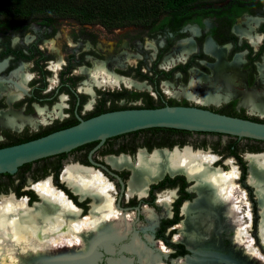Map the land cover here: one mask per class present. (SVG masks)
Here are the masks:
<instances>
[{"label": "flooded vegetation", "instance_id": "1", "mask_svg": "<svg viewBox=\"0 0 264 264\" xmlns=\"http://www.w3.org/2000/svg\"><path fill=\"white\" fill-rule=\"evenodd\" d=\"M64 20L74 19H36L22 22L17 31H0V80L4 81L2 84L6 87L0 88V114L20 113L23 117H37L40 121L37 128H0V147L25 143L46 132L59 131L65 124L79 122L80 118L87 120L124 109L196 106L231 117L264 122V118L251 115L241 106V95L232 96L227 101L222 100L220 105L204 106L183 93L185 90L196 92L190 89L196 76L204 77L206 83L217 82V78H227L236 91L257 90L264 93V0H210L194 7L191 15H161L158 18L143 19L146 21L144 23L113 29H107L100 23L83 24L74 20L83 28L78 34L62 38L60 33L63 28L59 23ZM89 26H100L108 33H122L120 41L126 44L117 42L116 52L104 58L99 36L86 30ZM59 34L63 41L59 40ZM186 42L190 44L191 51L181 57L176 48ZM95 62L107 63L108 69L114 74L143 87H135L134 90L125 85L122 89L96 88L94 98L80 92L81 85L87 78L80 70L93 68ZM111 63L113 67H110ZM19 75L29 77L28 90L21 100L10 101L7 92L18 84ZM92 100L93 106L88 110L87 105ZM59 105L63 107L58 115L54 109ZM38 107L47 111L41 118L37 112ZM43 119H46V124ZM150 130L108 139L96 151L99 142L82 146L83 148L64 157H52L59 161L42 167L49 166L48 174L41 175L37 182L27 183L29 188L24 190L23 195L15 193V197L13 194L10 196L15 200L25 197L27 205L32 206L37 202L36 199L41 200L37 192L33 191L34 184L50 179L51 184L81 211L80 216L86 218L91 211L92 199L81 198L73 192L63 181V174L66 166L74 163L98 170L113 186L106 194L114 196L117 210L124 215H132L134 222L130 236L135 233L143 238L151 236L154 243L162 245L169 252L164 256L163 262L173 264L179 259L193 256L187 244L176 242L175 237L180 234L179 225L186 220V206L198 198V193L193 190L196 183L183 174H167L159 182L149 186L146 196H129L132 172L114 169L107 159L125 156L135 164L140 151L151 156L155 151L173 152L176 149L184 151L190 148L193 152L213 154L217 158L212 164L213 169L226 173L236 168V182L246 193L250 203V207H243L244 210H250L252 216L249 220L244 214L246 222L251 223L250 239L255 246L262 247L260 199L255 187L249 183L251 169L247 156L264 153V148L257 145L264 142L226 136L234 140L223 144L221 138L225 135L221 134ZM211 135L218 137L219 144L208 146L207 140ZM243 141L246 144H242ZM78 153L80 157L75 155ZM71 154L74 155L73 160L64 163ZM58 166L60 167L55 170ZM25 183L26 181L21 185L20 182V185ZM171 191H174V199H171L167 207L161 205L160 196ZM145 208L152 209L157 215L158 224L154 228L143 213ZM142 220L148 225H141ZM152 247L157 249V246ZM107 259L105 255L101 263L108 264ZM216 262L217 260L214 261L215 264Z\"/></svg>", "mask_w": 264, "mask_h": 264}, {"label": "bare ground", "instance_id": "2", "mask_svg": "<svg viewBox=\"0 0 264 264\" xmlns=\"http://www.w3.org/2000/svg\"><path fill=\"white\" fill-rule=\"evenodd\" d=\"M176 50L184 57L191 47L186 42ZM80 73L87 77L80 92L92 98L96 88L122 89L125 85L134 90L143 87L117 76L108 69L107 63L95 62L93 68H82ZM203 78L196 76L190 85L196 92L185 90L184 95L204 106L220 105L222 100L241 95V106L251 115L264 118L263 92L236 91L227 78L208 83ZM18 80L12 90L6 91L10 101L21 100L28 90L29 77L19 75ZM3 82L0 80V88L5 89ZM93 100L87 105L88 110L92 108ZM62 107L59 105L54 111L59 115ZM37 112L41 118L47 111L38 107ZM36 118L14 112L1 113L0 128H37L40 121ZM137 156L135 164L125 156L107 159L114 169L132 172L129 196H146L149 186L167 174H183L196 183L193 190L198 193V198L186 206V220L179 225L180 234L175 237V241L186 243L194 256L191 260L179 259L173 264L204 263L218 255L230 256L233 264H264V254L250 239L251 223L246 222L244 214L249 220L252 216L250 210L243 208L250 207V203L236 182V168L226 173L213 169L212 164L217 160L213 154L193 152L190 148L155 151L151 156L140 151ZM247 159L251 169L249 183L255 187L260 199V236L264 247V153L249 154ZM105 177L98 170L75 163L65 168L63 181L69 188L81 198L92 199L91 211L86 218L80 216L81 211L51 184L50 179L34 184L33 189L41 200L32 206L27 205L25 197L15 200L13 196H0V264H100L105 255L108 264H163L161 261L168 250L159 246V251H155L152 246L156 243L151 236L141 238L138 233L130 236L134 222L132 215H124L114 206V196L106 194L113 186ZM173 192L161 195L160 204L167 207L174 199ZM143 213L154 228L158 224L157 215L150 208H145Z\"/></svg>", "mask_w": 264, "mask_h": 264}, {"label": "water", "instance_id": "3", "mask_svg": "<svg viewBox=\"0 0 264 264\" xmlns=\"http://www.w3.org/2000/svg\"><path fill=\"white\" fill-rule=\"evenodd\" d=\"M149 129L221 134L225 135L221 138L223 142L234 140L226 136L264 142V122L231 117L201 107L165 106L153 109H124L107 112L87 120L80 118L79 123L72 127L25 143L0 148V175H12L15 181L17 174L20 173L19 169L24 165L44 159L47 160L35 163L32 168L55 164L59 160L52 157L69 154L82 146L99 142L96 151L108 139ZM208 138V140H218V137L212 135ZM242 144H246V141ZM257 145L264 147V143ZM73 157L74 155L71 154L65 161H71ZM12 179L6 176L0 177V180L11 182ZM37 196L40 199L38 194ZM261 245L264 252L263 244ZM190 251L194 254L192 249ZM216 260L217 264H231L220 257H215L214 261Z\"/></svg>", "mask_w": 264, "mask_h": 264}, {"label": "trees", "instance_id": "4", "mask_svg": "<svg viewBox=\"0 0 264 264\" xmlns=\"http://www.w3.org/2000/svg\"><path fill=\"white\" fill-rule=\"evenodd\" d=\"M209 1L210 0H0V31H2V29L17 31L24 21L36 19L53 21L57 18L74 19L83 24L100 23L107 29H113L120 26L138 24L141 22L144 23L146 21L143 19L158 18L161 15H191L194 7ZM78 123L79 122L76 121L65 124L60 127V130ZM150 131L181 132L172 129H151ZM50 133L52 132H46L43 136ZM43 136L34 137L28 139V141ZM65 155L66 154L60 156L64 157ZM35 163L24 165L19 169L18 172H22L19 178L21 185L25 182L26 173L30 171ZM59 167L60 166L55 167L54 169L57 170ZM48 170L49 166L41 168L39 174L46 175L48 174ZM3 176L11 179L13 178V176L9 174L0 175V177ZM13 182H15L14 179H12L10 183L13 184ZM19 187L20 186H17L16 188L18 194H20ZM33 197L35 198L34 195Z\"/></svg>", "mask_w": 264, "mask_h": 264}, {"label": "rangeland", "instance_id": "5", "mask_svg": "<svg viewBox=\"0 0 264 264\" xmlns=\"http://www.w3.org/2000/svg\"><path fill=\"white\" fill-rule=\"evenodd\" d=\"M59 24L63 28V30L60 33V34H62V38H65V35L78 34V32L83 28L79 24H77V22H75L74 20H64V21H61ZM32 27H34V25ZM86 30H88L89 32L95 33V34H97L99 36V39H100L99 43L101 44V46L104 49V52H101L102 54H104V58L110 57L111 55H113L114 52H116L115 47L117 46L116 45L117 42H120V43L123 42L122 40L120 41L122 33H108L105 30H103L100 26H91V27L89 26V27L86 28ZM62 38H61V35H60L59 40L63 41ZM123 43H125V42H123ZM110 67H113L112 63L110 65ZM207 142L209 143L208 146H211V147H212V145L219 144L218 141H216V140H207ZM222 143L225 144L226 142L222 141ZM262 148H264V147H262ZM77 156L80 157V154L77 155ZM71 161H69V162H71ZM67 162L68 161H65L64 163H67ZM50 165H53V164H50ZM42 167L43 166L34 167V168H32L30 173H28V174L26 173L27 174L26 175V179H25L26 183L23 186L20 185V182L18 180L20 178L22 172L17 174L15 182H13V184L10 183L11 181L0 180V195H9L10 196L12 194L14 195L15 193L17 194V192H16L17 186H20L19 187V189H21V191H20L21 193L20 194H23L24 190L29 188V185L27 183H29L30 181L37 182V180H40L41 173L39 174V170ZM36 201H38V200L36 199ZM142 224L148 225V223H146L145 220H142L141 225ZM141 238H143V237L141 236ZM176 242H180V241H176ZM154 246H157V249L154 248L155 251H159V246H160V248L165 249L162 245H159L158 243H156V245H154ZM259 248L262 251V253L264 254L263 248L262 247H259ZM165 250H167V249H165ZM193 256H194V254H193ZM193 256L189 257V259H192ZM217 257L225 258V259L229 260V258L226 255H224V256L218 255ZM187 258H184V259H187ZM161 263L169 264L167 262H163V260L161 261ZM213 263H214V257H213V259L205 260L204 263L197 262V264H213ZM216 263H218V262H216ZM237 263L241 264L239 262H237ZM100 264H102V263H100ZM132 264H136V263L132 262ZM184 264H196V263H194V262H189V263L185 262ZM219 264H221V263H219ZM231 264H233V263H231ZM243 264H245V263H243Z\"/></svg>", "mask_w": 264, "mask_h": 264}]
</instances>
